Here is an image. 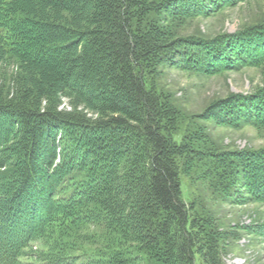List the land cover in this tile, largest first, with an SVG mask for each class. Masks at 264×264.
<instances>
[{
  "label": "trees",
  "instance_id": "trees-1",
  "mask_svg": "<svg viewBox=\"0 0 264 264\" xmlns=\"http://www.w3.org/2000/svg\"><path fill=\"white\" fill-rule=\"evenodd\" d=\"M239 1L0 0V56L18 60L16 88L33 96L0 99V264H226L239 231L264 238V224L225 230L204 198L187 204L181 179L196 165L213 200L264 203V146L224 147L161 86L164 68L264 64V23L182 32ZM201 119L264 126V86L212 101ZM82 224L102 243L58 249L60 231Z\"/></svg>",
  "mask_w": 264,
  "mask_h": 264
},
{
  "label": "rangeland",
  "instance_id": "rangeland-1",
  "mask_svg": "<svg viewBox=\"0 0 264 264\" xmlns=\"http://www.w3.org/2000/svg\"><path fill=\"white\" fill-rule=\"evenodd\" d=\"M182 27L183 34H196L212 37L222 33H237L250 26L264 23V0H241L232 5L215 11L211 16L193 19ZM6 54V53H5ZM18 60L9 56H0V99L17 100L29 104L32 94L26 89L16 88L20 78ZM161 83L164 90H169L178 100L179 108L186 116H190L193 123L205 126L213 139L224 147L231 148H260L264 146V126L255 127L246 125L239 128L218 125L211 120L201 119L205 108L212 101L234 94L252 93L264 86V64L260 67L244 68L239 71H225L219 74L201 75L189 74L181 70L164 68L161 70ZM55 106L60 110L72 109L70 100L63 96L55 95ZM40 105L45 104L44 98L39 97ZM52 99V98H51ZM54 99V98H53ZM52 99V100H53ZM89 117V113L82 107L76 108ZM188 120V119H187ZM184 120L181 128H185ZM189 137V134H185ZM195 164V163H194ZM192 165V164H191ZM188 169V168H186ZM190 174L181 175L182 198L188 204L194 197L204 198L207 207L219 219L221 226L229 230L235 224L251 226L264 224V203L234 204L230 201L213 200L209 194L208 182L200 177V170L196 165L190 167ZM189 170V169H188ZM193 179L195 181H193ZM202 191V195L200 194ZM97 225L85 224L70 231H60L59 245L72 247L82 251H89L102 243ZM48 244V240H45ZM98 243V244H97ZM229 251L223 257L226 264H264V238L249 234L244 230L239 231L237 240H228ZM42 249L44 243L36 244ZM76 253V252H75ZM77 253H80L77 251ZM107 253V252H106ZM195 264H201L196 259Z\"/></svg>",
  "mask_w": 264,
  "mask_h": 264
}]
</instances>
